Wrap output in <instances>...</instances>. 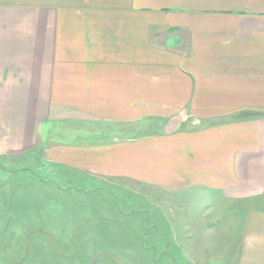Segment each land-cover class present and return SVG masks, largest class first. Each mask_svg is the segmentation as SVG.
Listing matches in <instances>:
<instances>
[{"label": "crops", "instance_id": "crops-1", "mask_svg": "<svg viewBox=\"0 0 264 264\" xmlns=\"http://www.w3.org/2000/svg\"><path fill=\"white\" fill-rule=\"evenodd\" d=\"M182 112L201 126L105 144L101 168L141 194L199 195L210 227L215 200L250 202L228 254L198 261L264 264V206L251 202L264 196V0H0V133H25L35 113Z\"/></svg>", "mask_w": 264, "mask_h": 264}, {"label": "rangeland", "instance_id": "rangeland-1", "mask_svg": "<svg viewBox=\"0 0 264 264\" xmlns=\"http://www.w3.org/2000/svg\"><path fill=\"white\" fill-rule=\"evenodd\" d=\"M45 115L25 133H0V264H206L198 260L228 254L222 240L238 233L250 202L215 200L210 227L199 195L141 194L101 168L105 144L201 126L193 115L121 124ZM251 202L264 206V196Z\"/></svg>", "mask_w": 264, "mask_h": 264}]
</instances>
